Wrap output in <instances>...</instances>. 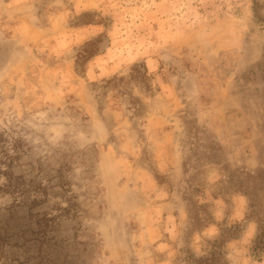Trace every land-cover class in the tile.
Instances as JSON below:
<instances>
[{
  "label": "rangeland",
  "instance_id": "374dc122",
  "mask_svg": "<svg viewBox=\"0 0 264 264\" xmlns=\"http://www.w3.org/2000/svg\"><path fill=\"white\" fill-rule=\"evenodd\" d=\"M264 0H0V264H264Z\"/></svg>",
  "mask_w": 264,
  "mask_h": 264
},
{
  "label": "trees",
  "instance_id": "16d2710c",
  "mask_svg": "<svg viewBox=\"0 0 264 264\" xmlns=\"http://www.w3.org/2000/svg\"><path fill=\"white\" fill-rule=\"evenodd\" d=\"M259 232L257 235H255V240H254V246L252 247V251L255 254H260L264 252V225L260 224L259 225ZM4 240L1 238L0 234V243L1 241ZM214 249L207 253L206 255L199 257V258H193L192 259V264H225L224 261L221 260V254L220 252L216 251V244H213Z\"/></svg>",
  "mask_w": 264,
  "mask_h": 264
}]
</instances>
